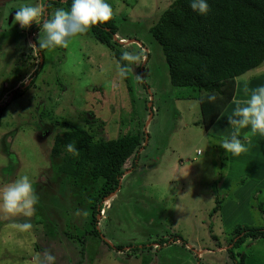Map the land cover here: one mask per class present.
<instances>
[{
    "label": "rangeland",
    "instance_id": "obj_1",
    "mask_svg": "<svg viewBox=\"0 0 264 264\" xmlns=\"http://www.w3.org/2000/svg\"><path fill=\"white\" fill-rule=\"evenodd\" d=\"M46 1L0 0V186L28 175L38 198L30 217L0 211V264H236L241 254L244 264H264V238L232 247L236 261L228 251L235 228L264 226V138L253 137L239 157L219 146L232 131L235 102L247 98L245 84L264 85V63L237 78L235 100L206 131L196 123L199 101L172 85L151 33L174 0H106L119 28L116 48L141 57L128 81L91 29L67 48L39 53L37 25L21 29L13 18L22 4ZM61 8L68 9L45 4V18ZM74 127L97 140L145 134L136 166L131 158L97 216L92 196L104 181L63 172L64 159L54 154L56 137ZM216 198L220 211L211 217ZM94 217L100 236L84 243Z\"/></svg>",
    "mask_w": 264,
    "mask_h": 264
},
{
    "label": "trees",
    "instance_id": "obj_2",
    "mask_svg": "<svg viewBox=\"0 0 264 264\" xmlns=\"http://www.w3.org/2000/svg\"><path fill=\"white\" fill-rule=\"evenodd\" d=\"M71 3L72 0H48L45 4L49 10L55 6L70 9ZM208 3L210 12L201 16L191 9L190 0H174L151 27L152 35L163 48L172 85L191 92L184 99L199 101L202 119L196 123L206 131L213 128L235 100L237 78L264 63V0H208ZM39 30V26H35L32 33ZM118 30L114 15L105 24L91 28L95 38L110 47L120 62L123 51L116 48L113 41ZM38 50L42 51L39 46ZM125 78L128 81L129 68ZM14 93L17 98L22 96L19 88ZM207 94H215L216 101L208 102ZM4 112L5 107L0 106V124ZM69 143L77 146L78 154L68 152ZM144 143L145 134L141 130L97 140L91 130L74 127L56 137L53 150L64 159L63 172L76 177L90 174L94 180L104 181L92 196L94 216H97L103 200L119 189L131 158H134L132 166H136ZM216 202L211 217L220 211L221 200L216 198ZM96 222L94 217V229L81 237L82 242H87L91 235L100 236ZM249 237L264 238V226L234 229L228 251L235 261L232 247L241 245ZM241 255V261L236 264H244L245 254Z\"/></svg>",
    "mask_w": 264,
    "mask_h": 264
},
{
    "label": "clouds",
    "instance_id": "obj_3",
    "mask_svg": "<svg viewBox=\"0 0 264 264\" xmlns=\"http://www.w3.org/2000/svg\"><path fill=\"white\" fill-rule=\"evenodd\" d=\"M190 7L201 16H206L211 10L208 0H190ZM112 17V7L106 0H72L70 9H57L50 18H45L44 3L28 2L17 8L13 24L18 23L21 29H28L35 23L40 29L39 48L51 51L67 48L73 38L87 33L97 24H105ZM140 59V55L135 52L123 51L120 62L116 64L119 75L126 77L129 66L139 64ZM244 91L248 94L247 98L242 102L236 101V107L227 116L232 131L219 145L226 150V155L230 154L232 157H239L246 152L253 137L264 138V85L249 89L245 84ZM206 99L208 102H215L217 97L215 94H207ZM244 129L249 131L242 133ZM67 150L73 154L79 152L73 143L67 144ZM37 200L32 180L28 175L0 186V211L7 214H23L30 217L35 212ZM29 227L30 224L22 225L25 229ZM46 259L54 261L55 258L49 255Z\"/></svg>",
    "mask_w": 264,
    "mask_h": 264
},
{
    "label": "built area",
    "instance_id": "obj_4",
    "mask_svg": "<svg viewBox=\"0 0 264 264\" xmlns=\"http://www.w3.org/2000/svg\"><path fill=\"white\" fill-rule=\"evenodd\" d=\"M197 152H198V154H202V150L201 149H199Z\"/></svg>",
    "mask_w": 264,
    "mask_h": 264
},
{
    "label": "flooded vegetation",
    "instance_id": "obj_5",
    "mask_svg": "<svg viewBox=\"0 0 264 264\" xmlns=\"http://www.w3.org/2000/svg\"><path fill=\"white\" fill-rule=\"evenodd\" d=\"M1 4H2V3H1ZM46 18H49V16H48V17H46ZM42 22H43V20H42ZM42 22H41V23H42ZM38 51H39V50H38ZM39 53H40V51H39Z\"/></svg>",
    "mask_w": 264,
    "mask_h": 264
}]
</instances>
